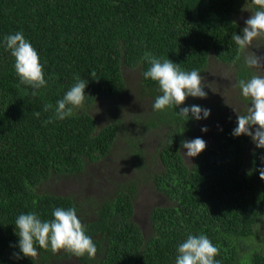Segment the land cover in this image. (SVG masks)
<instances>
[{"label": "trees", "instance_id": "1", "mask_svg": "<svg viewBox=\"0 0 264 264\" xmlns=\"http://www.w3.org/2000/svg\"><path fill=\"white\" fill-rule=\"evenodd\" d=\"M246 2L0 0V264H56L61 259L175 264L177 247L189 234L206 235L219 250L214 258L219 264H264V180L258 171L264 167V149L251 148L247 135H232L237 117L216 130L215 143L186 162L181 141L192 118L177 114L186 106L154 111L145 129L168 127L156 152L141 149L134 129L123 124L130 152L121 155L136 165L132 179L101 180L111 189L98 198L55 195L42 188L52 179L82 175L89 163L112 156L121 119L99 125L92 109L118 111L126 93L124 69L139 70L141 87L154 100L161 94L158 84L143 76L150 67L146 54L199 73L212 56L238 67L239 79L251 77L232 40L234 33L242 35L235 15ZM17 31L38 51L43 65L47 86L36 96L20 84L14 58L4 46V37ZM77 76L87 81L83 107L72 117L45 124ZM45 104L53 110L45 112ZM147 182L167 204L150 210L143 231L134 205ZM57 207L77 209L97 247L95 258L64 250L53 254L36 245V258L21 253L17 259L16 218L35 212L51 220Z\"/></svg>", "mask_w": 264, "mask_h": 264}, {"label": "clouds", "instance_id": "2", "mask_svg": "<svg viewBox=\"0 0 264 264\" xmlns=\"http://www.w3.org/2000/svg\"><path fill=\"white\" fill-rule=\"evenodd\" d=\"M251 12L245 20L242 35L234 33L232 40L238 50L244 53L243 61L247 68H264V57L257 56L249 51L256 40H264V0H247L245 9ZM4 46L14 58V69L20 84L30 86L32 95L36 96L39 89L47 86L43 65L40 62L38 51L24 37L22 32H15L4 37ZM150 67L143 73L145 79H151L158 84L161 93L155 98L152 105L155 112L177 108L183 105L187 97L207 98V87L202 83L203 77L197 70L184 71L180 66L169 59L161 61L150 54H146ZM92 71L90 76L94 78ZM87 81L76 77V82L65 93L62 99L56 102L53 114L44 121L45 124L57 120H64L75 115V110L84 105ZM237 87L241 96L248 101L249 106L245 114L237 113V126L232 135L239 137L247 135L251 138L256 148L264 149V75L252 74L247 80L238 81ZM53 110L52 104H45L44 111ZM235 111V110H234ZM211 110L198 105L180 108L177 112L186 121L189 118L197 121L209 117ZM191 114V117H190ZM37 118L40 112L34 114ZM254 129V131H253ZM203 127L201 131L207 132ZM181 148L186 152L182 154L191 160L206 149V142L201 138L182 140ZM264 160V157H261ZM260 179L264 180V167L258 169ZM53 219L41 220L35 212L20 214L15 220L16 234L19 237V253L17 259L23 257L36 258L41 249L51 250L53 254L61 250L70 252L77 258L88 256L95 258L97 247L92 238L86 235V226L78 218L77 209L70 207L64 209L57 207L52 212ZM218 248L204 234H189L177 247L175 264H219L214 258L218 255Z\"/></svg>", "mask_w": 264, "mask_h": 264}, {"label": "rangeland", "instance_id": "3", "mask_svg": "<svg viewBox=\"0 0 264 264\" xmlns=\"http://www.w3.org/2000/svg\"><path fill=\"white\" fill-rule=\"evenodd\" d=\"M242 9H245V6H241V9L235 15L241 29L245 27V20L251 15L250 11ZM249 51L254 52L257 56L264 57L263 40L254 41ZM243 56L244 53L241 56L242 60ZM246 70L252 74L264 75V68H246ZM238 71L239 69L235 65L220 63L210 56L206 68L200 73L203 77L202 83L207 86L204 88V91L207 92V98L187 97L182 106L198 105L210 109L211 112L206 119L199 121L192 119L191 129L184 134L183 140L201 138L206 144L215 143L217 141L215 136L217 129L236 118L237 113H246L249 104L241 96L240 89L237 87L238 81L241 80L238 77ZM123 77L126 84V93L121 107L115 108L118 111H107L105 106H96L92 109V114L99 125L112 122L116 118L121 119L122 131L111 151L112 156L104 161L89 163L87 171L82 175L52 179L50 183L43 185L44 191L47 190L51 194L62 196L98 198L102 195V190L108 193L111 189L110 185L108 189L103 183H100L101 180L105 178L124 179V181L132 179L136 175V165L130 161V156L122 157L121 155L123 151L130 152L127 147L128 143L124 138V131L129 126L134 129L138 138L141 139L136 138V143L141 149L143 148L146 153L157 151L158 146L165 139L168 127L163 125L157 129H145L154 113L152 105L155 100L142 89L139 70L124 69ZM123 124H125V129ZM203 127L208 129L207 132L201 131ZM250 145L251 148L255 146L252 140ZM183 152H186V150L182 149ZM184 158L186 162L190 161L185 156ZM135 198L134 218L140 228L146 231L149 225L150 210L165 206L167 199L155 192L149 182L144 186H140ZM55 263L78 264L74 259H61Z\"/></svg>", "mask_w": 264, "mask_h": 264}]
</instances>
